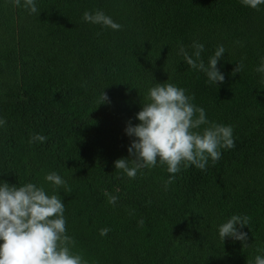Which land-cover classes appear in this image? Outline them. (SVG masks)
<instances>
[{
  "label": "trees",
  "instance_id": "trees-1",
  "mask_svg": "<svg viewBox=\"0 0 264 264\" xmlns=\"http://www.w3.org/2000/svg\"><path fill=\"white\" fill-rule=\"evenodd\" d=\"M22 4L0 0V180L57 192L73 251L88 264H248L264 248V74L255 71L264 5L37 0L39 15H30ZM97 9L121 29L83 20ZM193 40L204 44L205 63L224 46L222 83H208L178 55L181 44L191 54ZM166 81L186 89L208 120L231 125L235 141L205 171L182 167L167 190L166 165L135 178L114 167L133 158L124 129L138 123L147 88ZM34 134L47 139L29 143ZM52 171L65 186L45 181ZM234 214L248 217L240 229L248 239L222 242L217 226Z\"/></svg>",
  "mask_w": 264,
  "mask_h": 264
},
{
  "label": "clouds",
  "instance_id": "clouds-1",
  "mask_svg": "<svg viewBox=\"0 0 264 264\" xmlns=\"http://www.w3.org/2000/svg\"><path fill=\"white\" fill-rule=\"evenodd\" d=\"M21 6V0H12ZM245 7L259 9L264 0H240ZM22 6L29 14L39 15L37 0H23ZM83 20L101 28L121 29L122 25L102 10L85 11ZM191 54L181 44L178 55L194 70L204 73L207 82L218 85L225 79L217 67L224 46L217 45L207 63L201 59L204 44L193 40ZM242 63H237L233 72H240ZM264 74V56L255 68ZM264 83V81H262ZM146 102L135 114L138 123L126 124L125 134L131 139L127 148L131 159L118 158L115 169L122 170L129 178L145 168L166 165L170 174L164 182L165 190L175 179L182 167L194 166L205 171L209 160L219 161L221 149L235 147L233 128L210 121L205 109L193 103L194 97L176 84L154 82L147 88ZM103 92L101 102L107 101ZM99 103V104H100ZM6 120L0 117V127ZM203 126V127H201ZM47 138L34 134L29 143H42ZM45 181L57 189L66 185V180L57 172L45 175ZM117 197L112 196L110 203L115 204ZM65 204L57 192L49 193L41 184L33 182L9 184L0 180V264H88L83 255L73 251L76 241L67 233ZM139 223L142 225L143 220ZM248 225V217L232 215L217 226V233L223 242L226 237L246 241L247 233L241 231ZM110 231L105 227L99 230L101 236ZM248 264H264V248L257 249V255Z\"/></svg>",
  "mask_w": 264,
  "mask_h": 264
}]
</instances>
